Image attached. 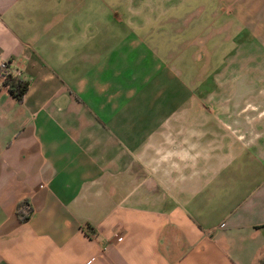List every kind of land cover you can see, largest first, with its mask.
I'll return each mask as SVG.
<instances>
[{
  "label": "crops",
  "instance_id": "0c3cea01",
  "mask_svg": "<svg viewBox=\"0 0 264 264\" xmlns=\"http://www.w3.org/2000/svg\"><path fill=\"white\" fill-rule=\"evenodd\" d=\"M2 62L0 264L264 262V0H0Z\"/></svg>",
  "mask_w": 264,
  "mask_h": 264
},
{
  "label": "trees",
  "instance_id": "16d2710c",
  "mask_svg": "<svg viewBox=\"0 0 264 264\" xmlns=\"http://www.w3.org/2000/svg\"><path fill=\"white\" fill-rule=\"evenodd\" d=\"M7 79L5 80V85L7 86L10 93L19 101L23 100L25 93L29 87V80L21 76L20 74H14L9 67V63L7 62ZM18 215L21 221H24L28 218L30 214V209L25 203L20 204L18 207ZM260 264H264L261 262Z\"/></svg>",
  "mask_w": 264,
  "mask_h": 264
},
{
  "label": "built area",
  "instance_id": "2783aa9c",
  "mask_svg": "<svg viewBox=\"0 0 264 264\" xmlns=\"http://www.w3.org/2000/svg\"><path fill=\"white\" fill-rule=\"evenodd\" d=\"M6 69H7V62L0 63V86H4V87H7L4 83L5 80L7 79Z\"/></svg>",
  "mask_w": 264,
  "mask_h": 264
},
{
  "label": "rangeland",
  "instance_id": "374dc122",
  "mask_svg": "<svg viewBox=\"0 0 264 264\" xmlns=\"http://www.w3.org/2000/svg\"><path fill=\"white\" fill-rule=\"evenodd\" d=\"M192 65H193V63H192ZM192 115H194V114H192ZM202 115V114H201ZM206 115H209L208 113H206Z\"/></svg>",
  "mask_w": 264,
  "mask_h": 264
}]
</instances>
